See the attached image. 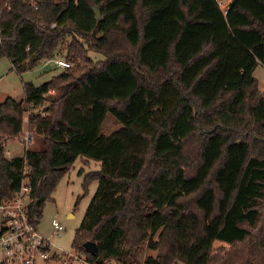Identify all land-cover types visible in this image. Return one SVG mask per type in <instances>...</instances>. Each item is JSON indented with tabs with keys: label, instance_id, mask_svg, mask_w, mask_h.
Listing matches in <instances>:
<instances>
[{
	"label": "trees",
	"instance_id": "trees-1",
	"mask_svg": "<svg viewBox=\"0 0 264 264\" xmlns=\"http://www.w3.org/2000/svg\"><path fill=\"white\" fill-rule=\"evenodd\" d=\"M35 1L36 10L0 1V57L18 74L54 57L69 66L0 103L6 138L21 134L25 112L49 104L28 115L41 148L8 158L0 144V199L28 169L38 224L82 155L100 162L84 181L98 185L72 242H96L89 259L133 264L146 242L157 255L144 264H264V96L253 76L264 67V0L224 9L218 0ZM81 61L88 67L76 73ZM108 113L119 127L105 136Z\"/></svg>",
	"mask_w": 264,
	"mask_h": 264
},
{
	"label": "rangeland",
	"instance_id": "rangeland-1",
	"mask_svg": "<svg viewBox=\"0 0 264 264\" xmlns=\"http://www.w3.org/2000/svg\"><path fill=\"white\" fill-rule=\"evenodd\" d=\"M218 2L220 7L224 9L229 0H218ZM129 52H131V50H129ZM87 54L92 57L96 63L104 59L101 54L93 51H88ZM54 59L55 57L50 60L37 62L32 68L18 74L15 70L11 69V64L7 57H0V103L7 97H12L17 101L21 100L24 97V82H32L35 85H40L61 72L62 69L54 64ZM87 67L88 65L81 61V63L75 64L72 70L76 73H81V71ZM159 75L161 76V73H159ZM253 76L259 88L257 91L260 94L264 91V67L258 64L253 70ZM48 105V102H43L39 106L23 114V129L21 134L17 137L6 138L5 135H0V144H3L5 156L11 158L22 155L25 149L41 148L43 136H39L35 134L33 130L29 129L27 126L28 115L30 112L43 116V110ZM118 127L119 123L108 113L103 121L101 133L107 136ZM26 132L30 133L32 138L30 142L25 145V143H22V137ZM201 138L200 134L196 133L186 142L185 152L191 159L189 162L190 166L193 165L199 153L198 150ZM99 169V161L80 155L59 179L51 193V197L44 203L41 217L37 224L38 231L48 239L51 245H53V251L59 254V258L48 261L38 259L36 264H65L60 256L63 252L73 251L74 247H72V242L74 232L80 225L98 185L96 180H89L86 185L84 181L89 173ZM53 219L57 220L63 226L59 234L53 233ZM220 244V242L214 243L216 246ZM156 255L157 251L150 249L146 242H144L140 244L136 250L133 264H144L146 257H156ZM175 264L183 263L179 261L175 262Z\"/></svg>",
	"mask_w": 264,
	"mask_h": 264
},
{
	"label": "built area",
	"instance_id": "built-area-1",
	"mask_svg": "<svg viewBox=\"0 0 264 264\" xmlns=\"http://www.w3.org/2000/svg\"><path fill=\"white\" fill-rule=\"evenodd\" d=\"M26 2L32 9L38 8L35 0ZM55 26V23L50 24V28ZM53 61L59 68L69 66L63 58H56ZM31 138L32 135L26 132L22 137V143L28 144ZM28 173V169H22L19 188L10 197L0 199V264H36L38 259L48 261L59 258V254L53 251V245L38 231L31 215V182ZM52 227L54 234H59L63 229L55 219L52 220ZM60 257L65 264H116L113 259L101 262L91 260L85 249L74 248L72 252H63Z\"/></svg>",
	"mask_w": 264,
	"mask_h": 264
},
{
	"label": "water",
	"instance_id": "water-1",
	"mask_svg": "<svg viewBox=\"0 0 264 264\" xmlns=\"http://www.w3.org/2000/svg\"><path fill=\"white\" fill-rule=\"evenodd\" d=\"M92 9H93V11L95 13L96 18H99L100 17V10L95 5H92ZM263 96H264V91H263ZM83 248L85 249V251H87L91 255H95L96 254L97 245H96V242H94V241H86V242H84ZM96 261L97 262H101V258L97 257Z\"/></svg>",
	"mask_w": 264,
	"mask_h": 264
},
{
	"label": "crops",
	"instance_id": "crops-1",
	"mask_svg": "<svg viewBox=\"0 0 264 264\" xmlns=\"http://www.w3.org/2000/svg\"><path fill=\"white\" fill-rule=\"evenodd\" d=\"M69 216V215H68Z\"/></svg>",
	"mask_w": 264,
	"mask_h": 264
}]
</instances>
